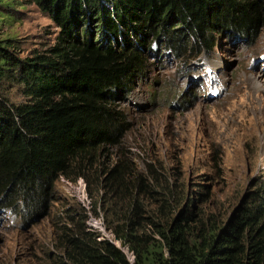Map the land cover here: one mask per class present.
Here are the masks:
<instances>
[{
    "label": "trees",
    "instance_id": "trees-1",
    "mask_svg": "<svg viewBox=\"0 0 264 264\" xmlns=\"http://www.w3.org/2000/svg\"><path fill=\"white\" fill-rule=\"evenodd\" d=\"M31 2L59 31L29 59L0 41V95L6 85L24 99L12 105L0 96V211L35 220L56 201L59 180H81L92 216L101 212L132 258L97 241L76 204L53 225L50 264H264V182L222 220L197 209L207 197L174 173L107 158L129 129L119 98L142 77L151 44L179 61L211 53L220 35L252 41L264 26V0ZM10 7L0 0V9Z\"/></svg>",
    "mask_w": 264,
    "mask_h": 264
},
{
    "label": "rangeland",
    "instance_id": "rangeland-1",
    "mask_svg": "<svg viewBox=\"0 0 264 264\" xmlns=\"http://www.w3.org/2000/svg\"><path fill=\"white\" fill-rule=\"evenodd\" d=\"M5 2L11 7L0 9V41L13 45L6 50L20 59L44 54L58 28L31 0ZM215 42L211 53L179 61L151 44L142 77L119 98L129 129L107 158L122 154L139 172L151 164L174 173L192 194L207 197L197 209L224 220L246 191L264 182V26L252 41L220 35ZM0 96L7 104L24 101L6 85ZM77 183L59 180L56 201L35 220L22 224L0 211V264H50L53 225L76 204L86 207L90 230L108 234Z\"/></svg>",
    "mask_w": 264,
    "mask_h": 264
},
{
    "label": "built area",
    "instance_id": "built-area-1",
    "mask_svg": "<svg viewBox=\"0 0 264 264\" xmlns=\"http://www.w3.org/2000/svg\"><path fill=\"white\" fill-rule=\"evenodd\" d=\"M63 181V180H62ZM77 185L78 186H80L79 188H80V190H82V193L84 192L85 193V191H84V184H83V182L81 181V180H77ZM76 183V182H75ZM65 184V183H64ZM88 199V198H87ZM89 205V204H88ZM84 207V206H83ZM86 208V207H85ZM86 226H87V228L89 229V225H88V223L86 222ZM90 230V229H89ZM95 232V231H94ZM97 233V232H96ZM101 233V234H100ZM98 234V237L96 238L97 239V241H104V240H106V241H108V242H111V240H112V236H111V234L108 232V234L106 235V234H102V232H98L97 233Z\"/></svg>",
    "mask_w": 264,
    "mask_h": 264
},
{
    "label": "clouds",
    "instance_id": "clouds-1",
    "mask_svg": "<svg viewBox=\"0 0 264 264\" xmlns=\"http://www.w3.org/2000/svg\"><path fill=\"white\" fill-rule=\"evenodd\" d=\"M87 227V226H86ZM110 243H113V241L111 240V242Z\"/></svg>",
    "mask_w": 264,
    "mask_h": 264
}]
</instances>
